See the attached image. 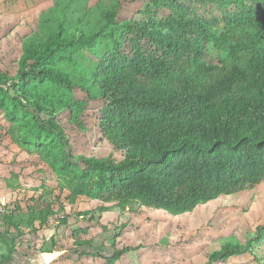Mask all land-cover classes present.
Instances as JSON below:
<instances>
[{
	"label": "trees",
	"instance_id": "1",
	"mask_svg": "<svg viewBox=\"0 0 264 264\" xmlns=\"http://www.w3.org/2000/svg\"><path fill=\"white\" fill-rule=\"evenodd\" d=\"M111 1L99 12L106 24L115 22L121 7V0ZM250 1L255 9L237 21L229 19L226 31L211 37L203 20L175 15L160 0H146L136 16L121 22L118 34H110L112 51L96 57L91 74L39 65L57 51L77 47L69 30L80 18L72 14L67 22L61 17L22 40L16 75L0 74V91H10L14 105L38 130L53 135L63 175L82 166L68 181L73 198L82 194L114 202L118 210L145 206L177 215L251 190L264 180V0ZM97 33L77 41L93 45ZM209 46L221 53L216 63L205 53ZM45 80L100 104L91 126L110 146L109 155L74 153L79 136L67 132L59 118L67 116L69 124L80 127L92 114H84L69 92L58 95L44 87ZM26 209L29 224L47 225L59 217L48 195L30 198ZM0 222L17 229L10 215L4 220L2 213ZM263 232L264 225L256 228L255 241ZM84 246V253L107 261L126 251ZM244 250L225 244L203 264Z\"/></svg>",
	"mask_w": 264,
	"mask_h": 264
},
{
	"label": "rangeland",
	"instance_id": "2",
	"mask_svg": "<svg viewBox=\"0 0 264 264\" xmlns=\"http://www.w3.org/2000/svg\"><path fill=\"white\" fill-rule=\"evenodd\" d=\"M160 2L172 6L175 15L203 20L211 37L225 32L229 19L237 21L257 7L250 0ZM145 3L146 0H121L115 22L106 24L99 12L110 8L111 0H0V74L16 75L17 60L23 51L22 40L26 36L45 26H54L61 17L70 22L72 14V18H80L73 23L76 29L69 30L77 47H67L65 54L57 51L39 65L47 63L74 75L91 74L96 57L104 50L112 51L110 34H118L121 22L136 16ZM92 31H98L95 44L77 41L88 39ZM205 53L213 63L221 54L212 52L210 46ZM43 84L52 92L58 90V95L69 92L81 104L84 114H92L86 115L87 120L80 127L69 124L67 116L59 118L67 132H77L79 136H75L74 153L109 155L110 146L99 140L91 126L100 104L88 100L77 89L63 88L62 84L48 80ZM9 93L0 91V199L6 200L3 219L10 215L17 225L16 230L8 226L4 231L12 230L8 254L34 258L36 264H41L40 254L44 252L43 245H47L52 246L49 252L58 255L46 264H203L209 254L223 245L237 244L245 247L242 254L213 264H264V232L259 240L254 239L256 228L264 225V180L251 190L215 198L177 215L145 206L134 211L128 207L118 210L114 202L82 194L73 198L68 181L82 166H75L73 175H63L53 135L38 130L31 117L14 105ZM89 179L92 181L95 177L90 175ZM43 195L51 197L58 220L47 225H39L37 221L29 224L26 204L30 198ZM86 243L95 248L112 245L126 251L107 261L84 253Z\"/></svg>",
	"mask_w": 264,
	"mask_h": 264
},
{
	"label": "crops",
	"instance_id": "3",
	"mask_svg": "<svg viewBox=\"0 0 264 264\" xmlns=\"http://www.w3.org/2000/svg\"><path fill=\"white\" fill-rule=\"evenodd\" d=\"M1 201L6 202V200H4V197L0 199ZM8 229V226H2L1 225V222H0V264H30L31 262L36 264L35 262V259L33 258H25V259H22V258H18L16 256H13L15 254H8L7 252V248L10 244V230L9 232L6 231L4 232L5 230ZM46 247L47 245H43V250L44 252L46 251ZM49 252V251H47ZM14 257L17 258V260L14 259ZM41 263V262H40Z\"/></svg>",
	"mask_w": 264,
	"mask_h": 264
},
{
	"label": "water",
	"instance_id": "4",
	"mask_svg": "<svg viewBox=\"0 0 264 264\" xmlns=\"http://www.w3.org/2000/svg\"><path fill=\"white\" fill-rule=\"evenodd\" d=\"M56 252H42L40 254L41 264H46L57 257Z\"/></svg>",
	"mask_w": 264,
	"mask_h": 264
},
{
	"label": "built area",
	"instance_id": "5",
	"mask_svg": "<svg viewBox=\"0 0 264 264\" xmlns=\"http://www.w3.org/2000/svg\"><path fill=\"white\" fill-rule=\"evenodd\" d=\"M3 205H4V202L0 200V218L2 215Z\"/></svg>",
	"mask_w": 264,
	"mask_h": 264
}]
</instances>
